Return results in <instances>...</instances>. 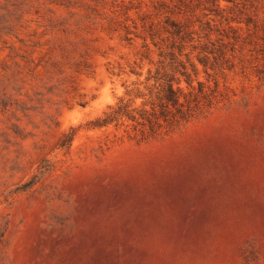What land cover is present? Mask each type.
<instances>
[{"label":"rangeland","instance_id":"obj_1","mask_svg":"<svg viewBox=\"0 0 264 264\" xmlns=\"http://www.w3.org/2000/svg\"><path fill=\"white\" fill-rule=\"evenodd\" d=\"M0 264H264V0H0Z\"/></svg>","mask_w":264,"mask_h":264},{"label":"trees","instance_id":"obj_2","mask_svg":"<svg viewBox=\"0 0 264 264\" xmlns=\"http://www.w3.org/2000/svg\"><path fill=\"white\" fill-rule=\"evenodd\" d=\"M186 70V68H184ZM183 75L186 77L185 81L187 82L188 86H192V80L190 75L187 72H183ZM151 78H147V82H149ZM155 82L151 86L149 83L145 84V87L152 92L153 89L157 90L156 95L154 98H147L143 106L147 104H151L152 111L143 110L144 114H148L150 118L154 119H163L167 122V120H174L177 117H181L185 115L189 110L186 108L188 104V95H185L181 88H174V83L180 84L179 80H158L154 79ZM185 99L184 102L181 101V98ZM159 107L160 116L157 117V110L156 108Z\"/></svg>","mask_w":264,"mask_h":264}]
</instances>
